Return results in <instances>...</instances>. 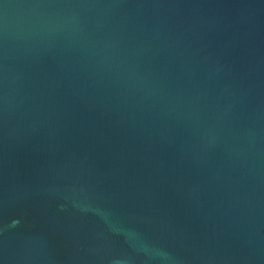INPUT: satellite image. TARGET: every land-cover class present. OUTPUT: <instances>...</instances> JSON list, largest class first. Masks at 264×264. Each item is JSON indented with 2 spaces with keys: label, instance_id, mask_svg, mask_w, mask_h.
Masks as SVG:
<instances>
[{
  "label": "water",
  "instance_id": "water-1",
  "mask_svg": "<svg viewBox=\"0 0 264 264\" xmlns=\"http://www.w3.org/2000/svg\"><path fill=\"white\" fill-rule=\"evenodd\" d=\"M0 264H264V0H0Z\"/></svg>",
  "mask_w": 264,
  "mask_h": 264
}]
</instances>
